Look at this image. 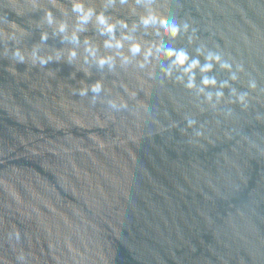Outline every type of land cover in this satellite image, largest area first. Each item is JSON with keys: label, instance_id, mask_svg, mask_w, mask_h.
<instances>
[{"label": "water", "instance_id": "1", "mask_svg": "<svg viewBox=\"0 0 264 264\" xmlns=\"http://www.w3.org/2000/svg\"><path fill=\"white\" fill-rule=\"evenodd\" d=\"M83 2L0 0V264H264V0Z\"/></svg>", "mask_w": 264, "mask_h": 264}, {"label": "clouds", "instance_id": "2", "mask_svg": "<svg viewBox=\"0 0 264 264\" xmlns=\"http://www.w3.org/2000/svg\"><path fill=\"white\" fill-rule=\"evenodd\" d=\"M71 9L73 12H75L77 14V24H78V27L76 29V32H73L71 37L68 38L70 39V42L72 43H79V39H78V35L77 33L78 32H83L85 31V28L83 27L84 25L88 24L93 15L95 14V18H96V22H97V25L99 26V32L101 35H106L109 37L108 40L105 41V46L106 47H116V48H119L121 46V43L119 40H115V43H113V37H112V33H113V30H114V25L112 24H109L107 22V18L103 15V13H95V10L94 9H91V8H88L86 6V4L83 2V0H72V4H71ZM51 22V21H50ZM145 24L149 23L148 20H145L144 21ZM66 30V26L65 25H61L59 27V31L60 32H64ZM172 36H175L176 35V32L175 30H172L171 32ZM47 37L46 36H42V40H46ZM85 43H87V41H85ZM134 51H136V49H133ZM90 54H94L92 52L91 49L88 50ZM21 60L23 59V57L20 56L19 52L15 53ZM34 56H37V58L39 59V62L41 64H46L47 61L42 59V58H39L38 56V53L34 52L33 53ZM70 55L72 56V58H75L76 56V52L75 50L73 49L70 53ZM168 57L169 59H172L173 57L175 58V64L181 68H184L186 65H187V69L188 71H191L192 69H195L198 65V61H192L191 63H189V57L187 56L186 53H184L183 51H170L168 53ZM100 64H104L106 63L105 60H100L99 61ZM205 71L207 69H204ZM205 85L208 84V81L205 80L204 81ZM99 90V85H96L92 91L93 92H96ZM81 95L85 94L83 92L80 93Z\"/></svg>", "mask_w": 264, "mask_h": 264}]
</instances>
